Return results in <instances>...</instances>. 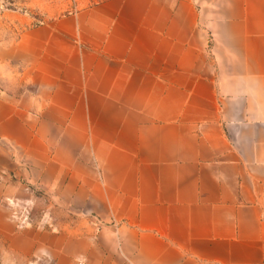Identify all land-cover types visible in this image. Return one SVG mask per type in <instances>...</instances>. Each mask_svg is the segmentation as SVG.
Listing matches in <instances>:
<instances>
[{
    "label": "crops",
    "instance_id": "obj_1",
    "mask_svg": "<svg viewBox=\"0 0 264 264\" xmlns=\"http://www.w3.org/2000/svg\"><path fill=\"white\" fill-rule=\"evenodd\" d=\"M6 59L12 246L56 264H264V0H102L24 29ZM26 183L64 207V232L17 231L5 199Z\"/></svg>",
    "mask_w": 264,
    "mask_h": 264
},
{
    "label": "rangeland",
    "instance_id": "obj_2",
    "mask_svg": "<svg viewBox=\"0 0 264 264\" xmlns=\"http://www.w3.org/2000/svg\"><path fill=\"white\" fill-rule=\"evenodd\" d=\"M102 0H0V80L7 88H15L19 79L17 66L9 63L8 48L15 44L24 29L35 28L68 16ZM9 81L13 84L10 85ZM32 194L24 201L6 200L17 231L25 237L33 231L64 232V207L44 190L26 183ZM25 246L10 244L0 231V264H56L49 253L24 254Z\"/></svg>",
    "mask_w": 264,
    "mask_h": 264
}]
</instances>
